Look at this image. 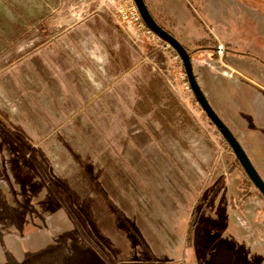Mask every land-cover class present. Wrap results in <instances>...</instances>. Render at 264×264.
Masks as SVG:
<instances>
[{"label":"rangeland","instance_id":"obj_1","mask_svg":"<svg viewBox=\"0 0 264 264\" xmlns=\"http://www.w3.org/2000/svg\"><path fill=\"white\" fill-rule=\"evenodd\" d=\"M186 1L194 76L264 180V0ZM127 4L0 0V264H264V198Z\"/></svg>","mask_w":264,"mask_h":264},{"label":"water","instance_id":"obj_2","mask_svg":"<svg viewBox=\"0 0 264 264\" xmlns=\"http://www.w3.org/2000/svg\"><path fill=\"white\" fill-rule=\"evenodd\" d=\"M137 12L145 25V27L156 35L160 40L168 44L179 57L189 89L203 113L206 115L211 124L217 129L222 138L227 143L228 147L231 149L232 154L239 163L243 172L254 186V188L259 192V194L264 198V180L261 178L250 159L248 158L246 152L240 145L239 141L226 126V124L220 119V117L213 110L212 106L208 102L205 94L201 90L195 76L193 73L191 58L188 51L183 47V45L170 33L162 29L157 22L154 20L150 14L144 0H132Z\"/></svg>","mask_w":264,"mask_h":264},{"label":"crops","instance_id":"obj_3","mask_svg":"<svg viewBox=\"0 0 264 264\" xmlns=\"http://www.w3.org/2000/svg\"><path fill=\"white\" fill-rule=\"evenodd\" d=\"M144 2L148 7L149 11L151 12V14L154 16V18L156 19L161 18V20L163 19L169 20V23L175 27L174 31H172V34H176L174 36L184 46H188L186 43H184V40L188 41L191 44L190 46H192L193 42H195L196 39L199 38L198 37L200 35L199 29L193 28V22H192L193 19L195 20L196 18L194 17L193 12L188 6L186 0H144ZM164 24L162 25L165 27ZM260 41H264V40H260ZM199 49L200 51L198 53V57L200 56L202 57L203 53L207 54L210 52V48L207 46H203ZM229 52L231 53L232 57L233 56L244 57V55L248 57L252 56L250 53H244L235 48L232 51H228V53ZM194 57L197 56L194 55ZM193 60H195V58H193ZM200 60H202L203 62H199V64H197L198 70H205L204 67L209 66V61L203 57L197 58V61ZM195 65L196 63H194V66ZM196 79L199 86L201 87L197 77ZM252 86L254 87V89L255 88L257 89L259 85L253 82ZM201 90H203L202 87Z\"/></svg>","mask_w":264,"mask_h":264},{"label":"built area","instance_id":"obj_4","mask_svg":"<svg viewBox=\"0 0 264 264\" xmlns=\"http://www.w3.org/2000/svg\"><path fill=\"white\" fill-rule=\"evenodd\" d=\"M128 4H127V8L125 10H123L124 12H122V17L123 18H130V21H139L140 22V26L143 27V24L141 22L140 16L137 12V9L134 5V3L131 0H127ZM149 31V30H148ZM151 32V31H149ZM152 33V32H151ZM216 53L220 56L223 55V53L225 52V49L222 45H218L216 47Z\"/></svg>","mask_w":264,"mask_h":264},{"label":"trees","instance_id":"obj_5","mask_svg":"<svg viewBox=\"0 0 264 264\" xmlns=\"http://www.w3.org/2000/svg\"><path fill=\"white\" fill-rule=\"evenodd\" d=\"M156 22H157V21H156ZM157 23H158V22H157ZM158 25H159L162 29L166 30L161 24L158 23ZM166 31L169 33L168 30H166ZM195 102H196V101H195ZM190 235H191V231L188 230V235H187L188 240H190Z\"/></svg>","mask_w":264,"mask_h":264}]
</instances>
